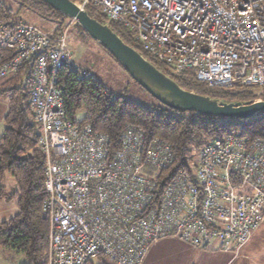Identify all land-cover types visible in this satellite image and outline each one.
I'll return each mask as SVG.
<instances>
[{
  "label": "built area",
  "instance_id": "built-area-1",
  "mask_svg": "<svg viewBox=\"0 0 264 264\" xmlns=\"http://www.w3.org/2000/svg\"><path fill=\"white\" fill-rule=\"evenodd\" d=\"M171 74L193 72L211 89H264V0H78ZM72 23H75L71 20ZM80 68L65 33L0 18V82L24 71L29 109L45 156L42 211L50 224L47 264H143L149 249L176 239L196 249L239 251L264 221V138L227 137L202 146L172 177L169 144L128 126L115 147L71 118L61 72Z\"/></svg>",
  "mask_w": 264,
  "mask_h": 264
},
{
  "label": "trees",
  "instance_id": "trees-1",
  "mask_svg": "<svg viewBox=\"0 0 264 264\" xmlns=\"http://www.w3.org/2000/svg\"><path fill=\"white\" fill-rule=\"evenodd\" d=\"M15 1L22 8H28L40 17L58 23L55 36L59 35L63 26L71 20L43 1ZM71 1L76 3L78 0ZM87 12L93 19L107 24L127 45L138 51L184 90L228 103L264 100V89L240 84H235L230 89H211L197 81L193 72H186L181 76L173 75L143 51L135 42L132 33L119 24L107 22L98 9L88 8ZM0 18L4 22L21 20L12 8L3 4H0ZM74 26L83 42L93 41L80 27ZM98 46L113 58L101 45ZM123 71L125 72L124 69ZM61 84L70 117L77 118L82 112L84 117L81 120L107 135L115 147L128 126L136 127L149 140L157 139L169 144L174 163L170 172L162 175L163 178L169 174L172 177L178 172L188 171L194 154L214 139L264 138V113L251 120H237L207 117L195 112H177L160 104L134 82L153 102L151 105H144L124 94L117 95L108 90L99 79H78L67 69L61 72ZM31 90L32 85L25 80L23 70L0 82V98L9 102L5 130L0 139V204L5 198L4 181L9 175L15 182L16 191L12 199L17 201L18 209L13 218L0 224V249L23 255L27 260L24 264H47L50 224L42 211L46 196L43 188L46 160L38 146L41 130L28 105ZM105 259L108 258L98 257L88 264H95L94 260L101 264Z\"/></svg>",
  "mask_w": 264,
  "mask_h": 264
},
{
  "label": "rangeland",
  "instance_id": "rangeland-1",
  "mask_svg": "<svg viewBox=\"0 0 264 264\" xmlns=\"http://www.w3.org/2000/svg\"><path fill=\"white\" fill-rule=\"evenodd\" d=\"M0 4L12 8L14 14L21 20L35 25L42 31L54 34L58 27V23L42 18L28 8H22L15 0H0ZM74 25L75 23H72L71 20L68 21L63 26L60 34L65 33L68 36V45L73 52L74 61L77 66L90 71L96 79L101 80L105 87L115 94H124L130 99L144 105L153 104L151 98L134 84L128 77L129 75L121 69V66L107 55L98 44L93 41L83 42L77 34V29ZM8 110V100L0 98V139L5 130V118ZM83 117L84 114L82 112L77 116L78 119H83ZM194 155L193 164L197 162L199 152L197 151ZM4 185L5 198L0 204V224L13 218L18 212L17 201L12 199L16 191L14 179L7 175ZM262 224L260 234L255 238L251 248L255 251L259 250V254L264 257V221ZM194 252V249L182 241L164 239L159 244L152 246L146 256V258H149L147 264H223L225 263V258L230 257L228 253L224 255L222 252L210 251L203 252L200 257H196ZM208 259H211V263L208 262ZM26 261V258L21 254L11 251L5 252L0 249V264H24ZM94 263L99 264L97 260H94ZM101 264L114 263L105 259ZM236 264H240V262L238 261Z\"/></svg>",
  "mask_w": 264,
  "mask_h": 264
},
{
  "label": "water",
  "instance_id": "water-1",
  "mask_svg": "<svg viewBox=\"0 0 264 264\" xmlns=\"http://www.w3.org/2000/svg\"><path fill=\"white\" fill-rule=\"evenodd\" d=\"M70 18L94 42L101 45L125 72L150 96L170 110L195 112L207 117L251 120L264 113V100L252 103L224 102L182 89L172 78L127 45L107 24L90 17L71 0H40Z\"/></svg>",
  "mask_w": 264,
  "mask_h": 264
},
{
  "label": "crops",
  "instance_id": "crops-1",
  "mask_svg": "<svg viewBox=\"0 0 264 264\" xmlns=\"http://www.w3.org/2000/svg\"><path fill=\"white\" fill-rule=\"evenodd\" d=\"M262 225H261V228H262ZM261 228L254 235V237L251 239V241L239 251L238 255H236L234 253V251H231V250H228V251H218V250H215V249L204 250V249H196V248H194V247H192V246H190L188 244L187 245L189 247H191L192 249H194V251H195L194 255L196 257L197 256L200 257L203 252H208V251H210V252H222V253H224V255H225V253H228V255H230V257H226L225 258V263H223V264H236V262H238V261L240 262V264H264V257H262L259 254V252H258L259 250L255 251V250H253L251 248L255 238L257 237L258 234H260L259 232L261 231ZM157 244H159V242L154 244V245H157ZM151 248L149 249V252H150ZM195 259H197V258H195ZM148 261H149V258H145L143 264H147ZM208 262L211 263V259H208Z\"/></svg>",
  "mask_w": 264,
  "mask_h": 264
}]
</instances>
